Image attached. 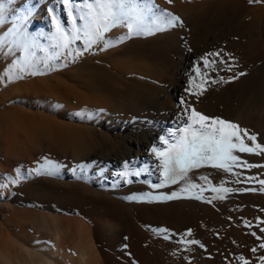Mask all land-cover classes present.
<instances>
[{"label": "rangeland", "instance_id": "obj_1", "mask_svg": "<svg viewBox=\"0 0 264 264\" xmlns=\"http://www.w3.org/2000/svg\"><path fill=\"white\" fill-rule=\"evenodd\" d=\"M136 7L142 34L130 35L124 22L86 51L83 39L57 46V23L72 31L62 0L5 4L0 264H32L55 242L51 230L61 238L60 257L70 258L66 264H83L70 255L80 239L92 264H243L241 257L264 264V167L234 168L240 176L207 165L193 169L192 183L207 188L200 179L207 176L212 186L233 190H205L203 199L195 198L198 189L181 191L186 181L151 186L163 180L152 148H167L160 137L183 127L192 108L234 122L264 143V0H136ZM26 10L21 34L14 25ZM168 13L182 25L156 31ZM205 57L216 63L204 67ZM197 67L207 75L198 76ZM10 70L22 78L9 81ZM135 139L150 143L137 155L130 146ZM235 154L264 165V155ZM45 158L59 166L52 175L35 171ZM173 192L171 200L127 199ZM218 195L224 199H212ZM159 228L169 231L152 230ZM193 240L199 243H188Z\"/></svg>", "mask_w": 264, "mask_h": 264}, {"label": "snow or ice", "instance_id": "obj_2", "mask_svg": "<svg viewBox=\"0 0 264 264\" xmlns=\"http://www.w3.org/2000/svg\"><path fill=\"white\" fill-rule=\"evenodd\" d=\"M11 0H0V24L5 23V4L10 3ZM169 3L172 0H168ZM253 2V0H249ZM259 2V0H256ZM62 3L67 6V14L72 24V31L68 32L64 30L59 23H57V35L54 39L57 41V46L67 49L73 40L83 39L85 44V50H90L93 45L104 41V34L109 32L113 27L124 22L127 23L130 35H140L141 26L139 24L140 14L137 11L136 0H81V4H77L76 0H62ZM31 14L30 10H26L24 14H21L14 25L15 31L22 34V29L25 25L28 15ZM167 23L163 28H157L156 31H163L170 27H176L182 25V21L179 16L168 13ZM78 21L82 24L78 25ZM148 34H152L149 32ZM129 37H121L120 39H127ZM110 45L105 42L104 49ZM27 52V48L25 49ZM81 53H77L80 55ZM71 55V53H69ZM220 56V53H209L208 56ZM204 67H211L216 61H210L207 57L203 58ZM221 64H226V61L221 59ZM29 61L25 60V67L29 66ZM226 66L231 70V65ZM215 70V68H213ZM23 71V68H21ZM198 76L205 77L206 73H201L199 67L195 69ZM35 75L36 73H31ZM245 73L240 72L235 76L225 80L220 78L222 82H229L232 79L239 78V76ZM9 81L22 78L15 76L13 70L9 72ZM206 82V81H205ZM217 81L213 80L212 83ZM199 88H203V84L197 85ZM196 95L202 94V92L195 93ZM181 103H184L182 100ZM187 111V110H186ZM179 133V135H177ZM170 139H174V143H170ZM257 134L250 133L248 129L241 128L240 125L226 121L220 118H210L202 113L196 111L195 108L191 109L190 115L187 117L183 127L175 130H169L168 137H160L163 145H167V148L153 147L152 152L160 159V165L162 168L163 180L158 184L151 185L153 188H161L168 184H176L179 181H186L187 187L181 191L199 190L196 194L197 199H203L202 193L205 190H210L214 193H228L233 191L230 188L214 187L211 185L207 176H201L200 179L205 181L207 188L204 185L192 183L189 179V172L193 169L200 168L202 166H211L216 169H221L224 172L232 173L233 175L240 176L242 173L234 172V168H247L264 167V165H253L243 160L239 153H249L264 155V143L257 142ZM246 141H250L246 143ZM58 165L53 161L45 158V164L35 171L37 174L52 175L58 170ZM81 170L89 167L86 164H79L76 166ZM127 168V164L125 165ZM19 174V170H17ZM137 172L135 175H139ZM247 180H253L254 177H247ZM16 181H13L15 183ZM131 183L132 181H128ZM240 183V180L236 181ZM259 183L264 185V180H260ZM255 189H244V191H254ZM264 191V188L260 189ZM177 193L173 192L170 195L152 196L149 193H145L143 196H130L129 200H143L149 198L150 200H171L177 198ZM212 199H224L223 195L212 197ZM211 202L210 200L208 201ZM157 234L167 233L169 230L166 228L152 229ZM264 231V229H262ZM189 235L191 232L189 231ZM254 234V233H253ZM255 235V234H254ZM164 239H169L168 235L164 236ZM188 243H199L198 241H188ZM202 246V245H201ZM264 248V244L260 245ZM256 251L255 248L252 249ZM243 264H249V261L244 260ZM264 262V256L260 257Z\"/></svg>", "mask_w": 264, "mask_h": 264}, {"label": "bare ground", "instance_id": "obj_3", "mask_svg": "<svg viewBox=\"0 0 264 264\" xmlns=\"http://www.w3.org/2000/svg\"><path fill=\"white\" fill-rule=\"evenodd\" d=\"M149 144L150 143L146 142L145 140L144 141H137V140L134 141L133 140L131 142V145L129 144L131 146V149H132L131 153L134 152V154L137 155L141 152V150H143ZM53 231L54 230H51V234L54 236L55 242L53 243L52 246H50V248H47L43 252V254H42L43 256L41 255L42 256L41 258H38L36 261H33L32 264H64V263L66 264V263L70 262L69 261L70 258L68 256L60 257L61 256V251H60L61 238H60L59 234H55ZM70 255H71L72 259L76 258L80 263H83V264H92L94 262V260L92 262V258H91L92 254H91L90 250H88V248L85 247V243L82 239H80V242L75 244L73 249L70 250ZM61 259L63 260L64 263H62Z\"/></svg>", "mask_w": 264, "mask_h": 264}]
</instances>
